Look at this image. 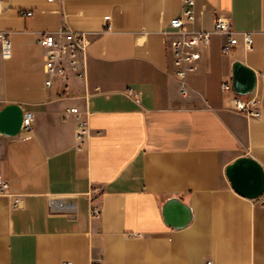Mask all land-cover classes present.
<instances>
[{"label": "crops", "instance_id": "obj_1", "mask_svg": "<svg viewBox=\"0 0 264 264\" xmlns=\"http://www.w3.org/2000/svg\"><path fill=\"white\" fill-rule=\"evenodd\" d=\"M0 5L11 42L9 57L0 42V110L17 103L34 115L30 131L0 132L12 193L0 194V264H264V202L238 194L226 174L242 156L264 168V0H197L189 27L211 30L225 14L253 45L225 54L226 36L214 34L188 95L164 35L183 0ZM62 27L88 35L85 76L48 87L37 37ZM236 61L254 70L252 93L235 91ZM233 93L256 95L261 115L233 110ZM72 106L88 119L81 148L75 116L63 117ZM52 198L74 206L53 209ZM170 198L189 206L186 226L166 221Z\"/></svg>", "mask_w": 264, "mask_h": 264}, {"label": "built area", "instance_id": "obj_2", "mask_svg": "<svg viewBox=\"0 0 264 264\" xmlns=\"http://www.w3.org/2000/svg\"><path fill=\"white\" fill-rule=\"evenodd\" d=\"M196 5L197 0H183L181 16L174 18L170 22V29L164 30L165 42L173 56L176 67L175 76L179 80L180 89L184 95L189 94L188 75L198 69L203 52L210 46L214 34L226 36L227 41L222 46L225 54H229L241 42L246 48H250L253 45L252 34L248 31L236 30L233 26L232 18L225 14H219L216 17L211 30L189 27L190 24L193 25L195 22ZM1 11L2 6L0 5ZM20 12L26 16H30L33 13L32 10H21ZM0 42L3 56L9 57L11 54V42L8 31L0 30ZM37 42L46 50L44 63L46 86H52L56 79L67 80L71 75H75L78 78L85 76L86 58L90 44L86 32L62 27L57 32L46 31L38 33ZM223 88L226 91H233V86L230 83H224ZM231 108L244 112L248 116L259 117L261 115L260 99L256 95L246 98L233 93ZM71 115L75 116L77 121L76 137L81 148L89 135L88 119L78 106L67 108L63 117L68 119ZM33 118L32 112H24L21 131L26 132L32 129ZM1 162L0 150V164ZM0 194H12L10 192V182L1 171ZM14 197V204L18 206L20 204V196ZM256 199L259 202H264V192ZM50 203L52 208L56 210H65L74 206L72 203L68 204L56 198H52ZM91 213L93 216H99L101 210L97 206H92ZM62 264L69 263L63 262Z\"/></svg>", "mask_w": 264, "mask_h": 264}, {"label": "water", "instance_id": "obj_3", "mask_svg": "<svg viewBox=\"0 0 264 264\" xmlns=\"http://www.w3.org/2000/svg\"><path fill=\"white\" fill-rule=\"evenodd\" d=\"M233 85L237 93L249 94L256 87L253 69L236 61L233 64ZM24 109L20 104L9 103L0 110V132L16 136L22 130ZM226 174L234 190L247 198L256 199L264 192V168L252 157L242 156L230 164ZM166 221L175 227H184L192 219V213L179 198H170L163 208Z\"/></svg>", "mask_w": 264, "mask_h": 264}]
</instances>
